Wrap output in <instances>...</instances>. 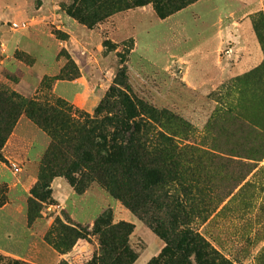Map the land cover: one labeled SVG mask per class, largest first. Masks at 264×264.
<instances>
[{"label":"rangeland","instance_id":"374dc122","mask_svg":"<svg viewBox=\"0 0 264 264\" xmlns=\"http://www.w3.org/2000/svg\"><path fill=\"white\" fill-rule=\"evenodd\" d=\"M126 1L0 0L1 86L26 98H61L92 115L103 102L104 112L117 111L118 91L127 93L141 117L188 147L195 176L186 199L200 207L190 227L234 264H264V0H199L165 19L147 4L98 21ZM252 30L258 46L248 50ZM11 112L0 100V119ZM18 113L0 148V253L29 261L33 248L49 251L44 235L64 212L92 229L111 209L114 222L135 225L133 264L175 256L96 181L78 194L56 177L52 202L42 201L40 217L28 223L30 191L52 138ZM216 206L204 221L205 209ZM98 249L99 235H92L65 258L85 264Z\"/></svg>","mask_w":264,"mask_h":264},{"label":"trees","instance_id":"16d2710c","mask_svg":"<svg viewBox=\"0 0 264 264\" xmlns=\"http://www.w3.org/2000/svg\"><path fill=\"white\" fill-rule=\"evenodd\" d=\"M197 1L127 0L122 8L104 11L98 21L116 11L147 4H153L158 17L165 19ZM118 92L117 111L111 108L104 112L103 102L92 115L61 98L53 103L37 97L26 98L16 91L3 89L0 84V100L13 111L8 119H0V123L6 125L4 132L0 128V148L18 112L39 124L52 138L42 159L40 179L30 191L28 223L40 217L42 201L52 202V182L56 177L67 178L78 194L85 193L96 181L164 238L169 245L167 252L174 251L175 256H161L150 264H234L190 227L200 207L187 200L192 195L191 181L195 176L184 153L187 145L141 117L127 93ZM145 200L151 202V206L143 210L140 204ZM152 205L155 206L153 210L150 209ZM217 208L205 209L204 221ZM166 221L170 223L168 229L164 228ZM134 227L127 221L114 222L111 209L104 210L95 219L92 229L75 222L64 212L63 218L58 217L45 233L44 240L59 254L66 255L78 241H89L92 235H99V249L85 264H133L138 258L129 246ZM179 241L186 246L181 247ZM0 264L33 263L0 253ZM58 264L70 262L63 257Z\"/></svg>","mask_w":264,"mask_h":264},{"label":"crops","instance_id":"0c3cea01","mask_svg":"<svg viewBox=\"0 0 264 264\" xmlns=\"http://www.w3.org/2000/svg\"><path fill=\"white\" fill-rule=\"evenodd\" d=\"M249 27L252 28V26H249ZM249 36H250V39L245 43L247 46V49L249 50L251 45L254 49H256V46H258V43H257L255 33L253 32V30L250 31ZM247 53L250 54V51H247ZM60 180H61L60 178H55L52 182V187H54V184L59 183ZM50 247L51 248L49 249L48 252H42L40 250H36L35 248H33L31 252L29 253L27 252L28 254L26 257H29L28 260L34 262L35 264H57L61 258L66 257L68 255V254L61 255L52 246Z\"/></svg>","mask_w":264,"mask_h":264}]
</instances>
